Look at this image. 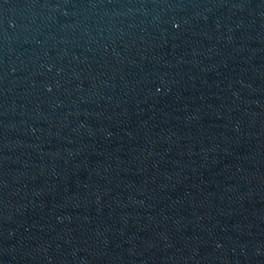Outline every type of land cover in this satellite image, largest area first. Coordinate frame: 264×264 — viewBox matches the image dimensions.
<instances>
[{
	"label": "water",
	"instance_id": "1",
	"mask_svg": "<svg viewBox=\"0 0 264 264\" xmlns=\"http://www.w3.org/2000/svg\"><path fill=\"white\" fill-rule=\"evenodd\" d=\"M0 264H264V0H0Z\"/></svg>",
	"mask_w": 264,
	"mask_h": 264
}]
</instances>
